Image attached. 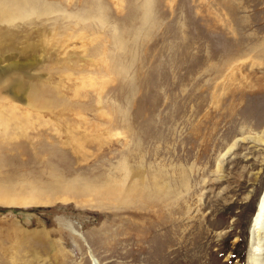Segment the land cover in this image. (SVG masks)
<instances>
[{
  "label": "rangeland",
  "instance_id": "obj_1",
  "mask_svg": "<svg viewBox=\"0 0 264 264\" xmlns=\"http://www.w3.org/2000/svg\"><path fill=\"white\" fill-rule=\"evenodd\" d=\"M37 2L0 22V264H246L264 0Z\"/></svg>",
  "mask_w": 264,
  "mask_h": 264
},
{
  "label": "bare ground",
  "instance_id": "obj_2",
  "mask_svg": "<svg viewBox=\"0 0 264 264\" xmlns=\"http://www.w3.org/2000/svg\"><path fill=\"white\" fill-rule=\"evenodd\" d=\"M41 10L44 9L37 0H0V22L13 23L31 13L38 14ZM74 234L78 235L77 237L80 236L76 232ZM249 243L246 264H264V193L257 204L250 229Z\"/></svg>",
  "mask_w": 264,
  "mask_h": 264
}]
</instances>
